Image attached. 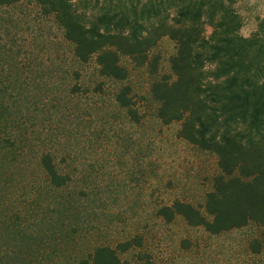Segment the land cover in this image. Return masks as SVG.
Returning <instances> with one entry per match:
<instances>
[{
    "label": "rangeland",
    "instance_id": "obj_1",
    "mask_svg": "<svg viewBox=\"0 0 264 264\" xmlns=\"http://www.w3.org/2000/svg\"><path fill=\"white\" fill-rule=\"evenodd\" d=\"M235 7L248 36L264 0ZM174 51L167 37L153 47L159 75L170 73ZM121 62L125 80L102 76L34 0L0 6V264H76L98 245L133 238L140 244L118 252L129 264H264L250 248L255 224L211 234L157 215L174 200L203 209L217 158L180 138L179 122L157 118L150 86L158 75ZM125 84L138 121L116 101ZM44 153L67 184L50 182Z\"/></svg>",
    "mask_w": 264,
    "mask_h": 264
},
{
    "label": "trees",
    "instance_id": "obj_2",
    "mask_svg": "<svg viewBox=\"0 0 264 264\" xmlns=\"http://www.w3.org/2000/svg\"><path fill=\"white\" fill-rule=\"evenodd\" d=\"M19 1L0 0V6ZM34 1L63 29L77 59L94 58L100 75L125 80L122 57L158 75L150 86L157 118L179 122L180 138L216 156L218 172L203 209L174 200L162 204L157 215L167 222L180 216L211 234L255 224L260 233L250 248L264 253V17L244 36L236 0ZM163 37L174 42L175 51L170 73L159 75L160 57L152 49ZM130 93L129 85L121 86L116 101L138 121ZM40 161L55 187L70 181L49 153ZM136 244L140 241L133 238L98 245L76 264H129L118 252Z\"/></svg>",
    "mask_w": 264,
    "mask_h": 264
}]
</instances>
